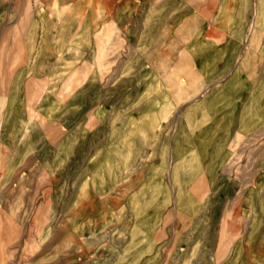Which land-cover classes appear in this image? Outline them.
<instances>
[{"label": "rangeland", "instance_id": "rangeland-1", "mask_svg": "<svg viewBox=\"0 0 264 264\" xmlns=\"http://www.w3.org/2000/svg\"><path fill=\"white\" fill-rule=\"evenodd\" d=\"M244 3L264 65V0H0V264H194L216 228L264 264V152L221 187L170 157L186 46Z\"/></svg>", "mask_w": 264, "mask_h": 264}, {"label": "crops", "instance_id": "crops-1", "mask_svg": "<svg viewBox=\"0 0 264 264\" xmlns=\"http://www.w3.org/2000/svg\"><path fill=\"white\" fill-rule=\"evenodd\" d=\"M243 6L235 12L236 27L223 29L216 37L211 34L210 27H203L185 49L197 83L175 92L170 109L180 110L181 115L174 124L170 157L177 160L173 174L190 175L189 183L195 182V174L214 170L226 172L227 179L218 174L213 187H221L226 181L235 186L237 179L230 174L235 168L231 164L235 163L233 156L264 152V65L256 60L252 36L247 40L249 13L247 3ZM239 57L244 63L237 66ZM172 62L174 64V60ZM187 79L191 77L187 75ZM210 157L211 160L206 161ZM245 160L250 162L249 157ZM262 183L263 174L259 179V184ZM249 212L254 211L249 209ZM258 212L259 217L264 218L263 205ZM250 216L254 218L253 213ZM222 218L221 213L219 219ZM251 230L256 232L255 227ZM257 230L263 232L264 241V222ZM222 235L223 230L216 228L211 244L205 236L204 240H199V245L189 247L201 254L194 264L237 263L234 258L236 242L224 243Z\"/></svg>", "mask_w": 264, "mask_h": 264}]
</instances>
